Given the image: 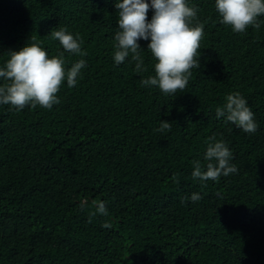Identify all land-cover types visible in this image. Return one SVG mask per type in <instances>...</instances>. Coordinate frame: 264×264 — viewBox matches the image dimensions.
Wrapping results in <instances>:
<instances>
[{
  "label": "trees",
  "instance_id": "trees-1",
  "mask_svg": "<svg viewBox=\"0 0 264 264\" xmlns=\"http://www.w3.org/2000/svg\"><path fill=\"white\" fill-rule=\"evenodd\" d=\"M0 264H264V0H0Z\"/></svg>",
  "mask_w": 264,
  "mask_h": 264
}]
</instances>
